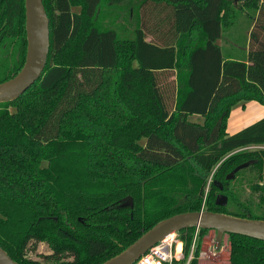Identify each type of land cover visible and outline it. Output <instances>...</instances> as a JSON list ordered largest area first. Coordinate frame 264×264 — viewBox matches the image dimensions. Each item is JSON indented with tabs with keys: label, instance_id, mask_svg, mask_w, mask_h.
<instances>
[{
	"label": "trees",
	"instance_id": "trees-1",
	"mask_svg": "<svg viewBox=\"0 0 264 264\" xmlns=\"http://www.w3.org/2000/svg\"><path fill=\"white\" fill-rule=\"evenodd\" d=\"M110 1L43 0L46 68L0 102V244L20 264H101L182 212L264 220V148L244 149L264 145V117L228 132L234 106L264 105V0H139L131 36L103 26ZM245 8V56H226L218 40ZM26 53L25 0H0V83ZM243 176L260 193L256 208L231 187ZM195 232H179L180 264ZM208 232L189 264H201ZM228 235V264H264V240ZM40 243L52 253L30 257Z\"/></svg>",
	"mask_w": 264,
	"mask_h": 264
},
{
	"label": "water",
	"instance_id": "water-1",
	"mask_svg": "<svg viewBox=\"0 0 264 264\" xmlns=\"http://www.w3.org/2000/svg\"><path fill=\"white\" fill-rule=\"evenodd\" d=\"M25 8L26 60L15 76L0 83V102L19 98L41 78L47 65L50 48V24L44 2L43 0H25ZM247 165L248 163L238 166L228 175V179H232L237 170ZM221 187L223 188L222 185ZM129 200L131 206H133V198L129 197ZM216 203L220 206H226L228 196L223 193L219 194ZM195 227L216 231V249L221 248L224 237L230 233L264 240L263 219L210 210L182 212L160 220L119 254L101 264H133L152 246L169 234ZM0 264L20 263L13 259L0 244Z\"/></svg>",
	"mask_w": 264,
	"mask_h": 264
},
{
	"label": "rangeland",
	"instance_id": "rangeland-1",
	"mask_svg": "<svg viewBox=\"0 0 264 264\" xmlns=\"http://www.w3.org/2000/svg\"><path fill=\"white\" fill-rule=\"evenodd\" d=\"M139 0H112L109 3H105L101 9V21L103 26H114L118 23L119 29L126 36H131L132 28L135 24L134 15H131V11L134 10V5ZM74 11H80L81 8L76 6L73 7ZM251 10L245 8L238 11V16L235 20V24L227 30H224L223 37L220 39V44L223 47V52L226 56L232 55L235 57H244L246 52V46L249 43V32L247 27L251 22L250 14ZM122 34V35H123ZM264 117V105L257 101H243L233 107L232 114L228 121V132L231 133L236 129H243L244 127L254 123L255 121ZM257 148H244L245 150L263 149L264 145ZM251 173V172H250ZM254 173V172H252ZM249 174V172H248ZM263 180L260 184L264 183V169H263ZM246 176V175H245ZM243 176L241 179L234 183L232 182L231 187L238 190L241 194V200L247 205H251L254 208L259 203V192H255L251 183L245 180ZM254 183L259 179L255 177ZM262 208L263 205H262ZM204 209V208H203ZM206 210V209H204ZM216 236L215 230H209L204 236L201 242V255L199 262L201 264H228L229 263V249H230V238L229 235L224 237L222 246L220 249H216ZM179 237V235H178ZM181 249V248H180ZM50 254L52 250L47 243H40L36 252H30L29 256L34 259H42L40 254Z\"/></svg>",
	"mask_w": 264,
	"mask_h": 264
},
{
	"label": "built area",
	"instance_id": "built-area-1",
	"mask_svg": "<svg viewBox=\"0 0 264 264\" xmlns=\"http://www.w3.org/2000/svg\"><path fill=\"white\" fill-rule=\"evenodd\" d=\"M257 147L261 146H248V148ZM199 230L200 228H196V232L190 249V255L185 264H189L190 260L194 257V252L199 239ZM178 235L179 232L169 234L154 246H152L133 264H180L181 261L185 258V255L183 252V242L179 239ZM179 243L181 249L178 248Z\"/></svg>",
	"mask_w": 264,
	"mask_h": 264
},
{
	"label": "crops",
	"instance_id": "crops-1",
	"mask_svg": "<svg viewBox=\"0 0 264 264\" xmlns=\"http://www.w3.org/2000/svg\"><path fill=\"white\" fill-rule=\"evenodd\" d=\"M218 43L220 44V39L218 40ZM232 114V113H231ZM189 119L195 122H199V123H203L204 122V117L200 114H193L189 116ZM241 129H236V131L231 132L230 134H234L236 132H238Z\"/></svg>",
	"mask_w": 264,
	"mask_h": 264
},
{
	"label": "bare ground",
	"instance_id": "bare-ground-1",
	"mask_svg": "<svg viewBox=\"0 0 264 264\" xmlns=\"http://www.w3.org/2000/svg\"><path fill=\"white\" fill-rule=\"evenodd\" d=\"M178 248L180 249V243H179V245H178Z\"/></svg>",
	"mask_w": 264,
	"mask_h": 264
}]
</instances>
